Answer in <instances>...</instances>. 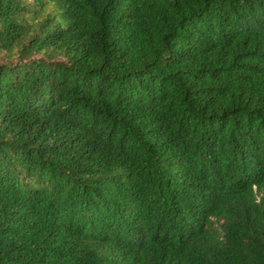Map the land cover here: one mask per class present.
Masks as SVG:
<instances>
[{"label": "trees", "instance_id": "obj_1", "mask_svg": "<svg viewBox=\"0 0 264 264\" xmlns=\"http://www.w3.org/2000/svg\"><path fill=\"white\" fill-rule=\"evenodd\" d=\"M0 264H264V0H0Z\"/></svg>", "mask_w": 264, "mask_h": 264}]
</instances>
